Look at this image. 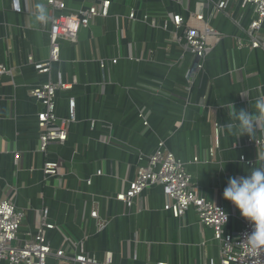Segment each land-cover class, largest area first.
Listing matches in <instances>:
<instances>
[{
	"label": "crops",
	"instance_id": "1",
	"mask_svg": "<svg viewBox=\"0 0 264 264\" xmlns=\"http://www.w3.org/2000/svg\"><path fill=\"white\" fill-rule=\"evenodd\" d=\"M109 1L107 16L94 17L74 41L60 39L59 60L40 73L28 57L48 59L50 17L61 12L46 0H0V64L9 69L0 77V201L9 200L24 213L20 240L36 232L47 208L54 227L46 237L53 250L67 256L82 243L97 260L111 252L114 264H218L221 244L211 228L200 223L193 207L179 217L164 210L159 184L130 206L115 196L164 139L199 194L228 213L225 230L242 228L245 219L222 191L230 176L264 167L259 151L246 144L264 132V119L255 122L254 133L240 135L232 118V105L264 117L258 104L264 101V49L251 48L245 32L253 9L240 0H226L223 8L217 7L220 0ZM64 2L63 12L73 14L100 0ZM36 4L46 9L44 23L35 18ZM131 11L135 19L128 18ZM197 13L222 33L201 60L184 50L177 40L183 27L175 29L171 22L173 15ZM144 14L154 23L142 21ZM198 62L202 68L189 86L186 71ZM48 81L68 85L56 91L55 113L67 117L73 100L75 120L66 140L42 153L37 115L43 106L29 91ZM214 123L220 127L219 145L210 158ZM47 160L58 162L57 174L43 173ZM49 262L55 259L50 256Z\"/></svg>",
	"mask_w": 264,
	"mask_h": 264
},
{
	"label": "built area",
	"instance_id": "2",
	"mask_svg": "<svg viewBox=\"0 0 264 264\" xmlns=\"http://www.w3.org/2000/svg\"><path fill=\"white\" fill-rule=\"evenodd\" d=\"M95 1V0H93ZM48 6L59 14H52L49 27V57L43 62H34L32 56L28 61L40 73H47L52 62L59 60L60 39L74 41L81 28H86L96 16L108 15L109 0H100L99 5H91L86 9H80L77 13H64V0H46ZM242 6H251L254 17L249 23L246 34L249 37L251 48L264 49V0H240ZM226 0H220L217 7L223 8ZM15 10L19 12L20 7ZM128 18L135 19V13L131 11ZM152 19L148 14L141 17L142 21ZM175 29L183 27V48L203 59L212 49L213 45L222 38V33L209 26L201 13L193 14L189 18H183L176 14L171 17ZM154 23V20H151ZM168 21H164L166 26ZM115 60H113L114 62ZM100 65L104 62L100 60ZM202 68L201 62L193 65L186 71V81L189 86L194 82L193 77ZM9 73V69L0 64V77ZM68 88L67 84L46 82L32 88L29 94L38 99L43 109L38 113V127L40 135L38 139V151L45 153L49 144L61 143L67 138L68 124L75 120L74 101H69V114L65 118L57 117L55 113V94L58 89ZM146 124V122H144ZM214 126L213 145L208 148L207 156L214 155L219 145L220 127ZM246 144L259 151L260 159L264 160V132L259 136L247 138ZM18 153L14 154L17 162ZM146 164L138 166L135 178L129 183L124 192L117 193L115 199L130 206L135 197L152 185L159 184L165 197L164 210L170 211L174 217L185 213L189 207H193L198 220L204 226L211 228L213 238L221 244V252L218 264H264V246L252 248L248 242L246 233L252 228L245 220L240 230L228 232L224 226L229 215L218 204L208 201L201 196L194 185L192 175L188 173L184 164L165 147V140L160 139L153 153L146 158ZM242 160H244L242 158ZM197 162L198 158L195 157ZM249 163V161H247ZM58 162L47 160L43 164L42 171L45 175L57 174ZM96 216V212H91ZM24 213L17 209L9 200L0 201V264H114L112 253L106 252L103 260H97L83 251L80 243L78 251L72 256H67L63 249L53 250L50 241L46 237V230L54 225L48 221V209L40 212L39 225L36 232L28 239L20 240L18 229L23 221ZM55 259V263L49 262V257ZM156 264H166L158 262ZM209 264H216L213 260Z\"/></svg>",
	"mask_w": 264,
	"mask_h": 264
},
{
	"label": "clouds",
	"instance_id": "3",
	"mask_svg": "<svg viewBox=\"0 0 264 264\" xmlns=\"http://www.w3.org/2000/svg\"><path fill=\"white\" fill-rule=\"evenodd\" d=\"M35 18L41 23L48 20L43 5H35ZM258 104L264 108V101H258ZM232 118L236 120L234 127L239 130L240 135L254 133L255 122L264 119L260 115L253 117L243 109L236 110L233 105ZM222 197L230 201L250 223L252 230L245 234L248 244L252 248L264 246V167L252 169L246 175L230 176L222 191Z\"/></svg>",
	"mask_w": 264,
	"mask_h": 264
}]
</instances>
